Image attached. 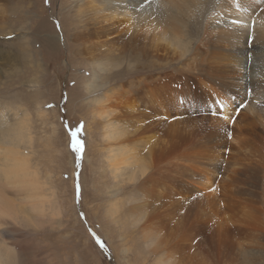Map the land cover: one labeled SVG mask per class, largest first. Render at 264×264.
<instances>
[{"label": "rangeland", "instance_id": "obj_1", "mask_svg": "<svg viewBox=\"0 0 264 264\" xmlns=\"http://www.w3.org/2000/svg\"><path fill=\"white\" fill-rule=\"evenodd\" d=\"M144 1L0 0V127L28 124L55 204L7 264H264V25L222 80L195 37L181 57L128 40L170 0Z\"/></svg>", "mask_w": 264, "mask_h": 264}, {"label": "bare ground", "instance_id": "obj_2", "mask_svg": "<svg viewBox=\"0 0 264 264\" xmlns=\"http://www.w3.org/2000/svg\"><path fill=\"white\" fill-rule=\"evenodd\" d=\"M113 1L118 2L110 8L115 10L114 7L119 6L123 15L127 9L136 10L135 6L139 4V8H142L145 2ZM164 3V13L152 21L147 19L130 23L129 20L128 29L133 31L136 38L130 37L128 40L141 39V35H144L143 45L146 47L143 53H147L146 50L151 53L160 45L179 50L181 57L188 47L186 41L195 40V37V53L198 50L200 56L203 55L206 60L204 67L212 70L218 79H228L230 74V78L237 79L251 67L252 58L261 45L255 40L260 33L255 26L264 25V14L261 12L264 11V0H170ZM179 13L181 19L175 17ZM189 17L193 20L190 37L183 30ZM249 23H252V32L248 34ZM233 67L236 72H233ZM222 108V116L226 119L227 105ZM16 123L15 127L5 123L0 127V264H7L12 252L8 237L13 236L19 226L35 227L36 218H47L51 201V196L48 198L45 193L51 188L40 184L38 170L30 165L27 152L21 153L18 149V145H32L29 126L24 121ZM110 135L108 133V139ZM119 167L118 171L121 170ZM50 205L55 208V204Z\"/></svg>", "mask_w": 264, "mask_h": 264}, {"label": "snow or ice", "instance_id": "obj_3", "mask_svg": "<svg viewBox=\"0 0 264 264\" xmlns=\"http://www.w3.org/2000/svg\"><path fill=\"white\" fill-rule=\"evenodd\" d=\"M45 2L47 3V0H45ZM77 151H78V149H77ZM99 242V241H98ZM102 247H103V245H101Z\"/></svg>", "mask_w": 264, "mask_h": 264}]
</instances>
